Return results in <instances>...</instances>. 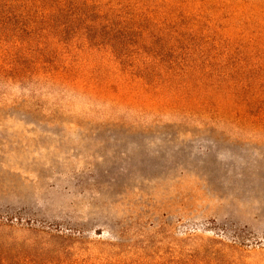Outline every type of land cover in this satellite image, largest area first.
<instances>
[{"label":"rangeland","instance_id":"obj_1","mask_svg":"<svg viewBox=\"0 0 264 264\" xmlns=\"http://www.w3.org/2000/svg\"><path fill=\"white\" fill-rule=\"evenodd\" d=\"M0 23V264H264V0Z\"/></svg>","mask_w":264,"mask_h":264},{"label":"trees","instance_id":"obj_2","mask_svg":"<svg viewBox=\"0 0 264 264\" xmlns=\"http://www.w3.org/2000/svg\"><path fill=\"white\" fill-rule=\"evenodd\" d=\"M2 24H4V23H0V25H2Z\"/></svg>","mask_w":264,"mask_h":264}]
</instances>
